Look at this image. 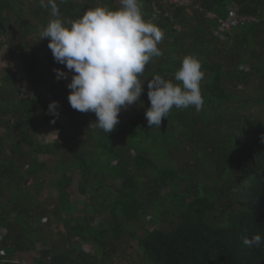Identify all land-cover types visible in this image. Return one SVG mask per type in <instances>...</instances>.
Here are the masks:
<instances>
[{
  "label": "trees",
  "instance_id": "1",
  "mask_svg": "<svg viewBox=\"0 0 264 264\" xmlns=\"http://www.w3.org/2000/svg\"><path fill=\"white\" fill-rule=\"evenodd\" d=\"M103 1L104 4L101 6H107L110 9L120 7L113 3V0ZM151 1L154 0H142L145 19L152 15ZM195 2L199 4L198 8L192 5L190 11L183 6H169L165 9L163 5H159L160 14L151 20L164 32V37L158 45L163 54L160 57H153L140 77L145 82L155 75H160L166 80H174V75L181 67L184 56L193 55L202 62V70L205 72V78L201 83L203 99L210 107L219 111V114L207 118L209 124H219L220 127L222 122L220 116L223 110L218 107L226 100L230 99L237 105L238 99L226 91L224 77L231 83L238 82L245 87L252 83L250 91L252 94L245 97L247 100L245 102L250 104L254 103L253 99H258L263 106L261 110L263 115L264 96L261 90L264 88V0H195ZM10 3L9 0H0V31L3 30L4 21L7 19L2 11L12 9ZM57 3L61 17L69 22L87 11L82 1L64 0L60 3V0H57ZM230 4L234 5L236 12L252 15L256 21L236 27L230 33L220 31L216 19L226 18L229 15ZM50 11L49 7L48 12ZM210 13H213L215 17H212ZM33 54L34 52L32 56ZM35 55L36 59H33L31 63L28 57H25L27 61L22 60L24 66L22 77L25 72L27 75L31 74L29 78L31 81L36 79L35 85L29 88L30 94L19 75L15 76L9 72L4 78L5 85L0 89V127L3 124L10 127L5 117L7 114L13 115L14 124L25 129L23 140L29 146L35 143L26 134L32 132V125L38 124L37 119H41L46 125L54 124L58 130L61 129L62 134L63 131L70 134L69 140L76 145L70 151L73 166L76 165L80 171L79 192L87 197L85 200L89 201L90 207L96 211L99 210L98 206L103 204L100 201L103 197L111 194L115 196L112 209L114 226L103 227L99 230V235L103 236L109 230L112 232V237L119 240L122 229L117 223L113 210L118 209L125 219L132 220L142 212L146 204L149 208L156 207L155 202L159 199L163 204L167 201L171 203L175 217L170 219L164 211L168 225L154 227L139 237L131 235L136 241V246L142 249L149 261L155 264H264V243L259 247L250 248L242 241V237L251 238L254 234L264 237V173L254 170L256 161L253 158L234 160L231 157L234 146L228 148V144L235 133L233 129L236 128L235 123L239 122L237 121L239 116L230 118L234 125L226 133L224 144L216 138L210 140L203 138L200 132L202 129L198 131L193 126V123L198 120L186 115L180 117L169 114L167 118L162 119L160 126L161 128L166 123L177 121L178 124L192 130V133L183 131L187 137L186 144L189 145L186 148L181 144L185 150L183 168L189 170L200 168L206 176L210 177L211 172H206L208 168L203 159L208 156L216 166L222 167L226 163L229 164L230 167L225 165L220 172L229 167L236 171V177L243 178L244 181L240 182L238 197L232 200L229 196H225L226 192L223 198V190L221 187L217 188L216 183L209 181L198 183L200 177H197L195 172L184 176L183 173H179L180 170L170 166L158 168L148 157L151 151L164 156L169 145L178 146L179 144L165 130L162 131L164 137L161 136L160 139L157 134L160 128H151L147 124L145 112L149 107L140 103L147 91H143L137 102L139 111L124 119L121 117V121L111 133L108 134L97 127H85L82 124L89 112L82 113L74 110L68 101L70 90L67 84L73 74L68 73L67 79L58 80L53 70L58 68L65 71V66L53 61L50 66L44 67L41 63L42 55L37 52ZM25 68L27 71L29 69V73L25 71ZM49 90L52 91V95H48ZM23 92L26 94L22 95ZM25 95H28V98H25ZM56 98L61 102L62 107L65 104L69 106L72 116L68 115V112L65 119H70L69 129L67 126L65 128L61 124L63 121L60 122L57 117L55 123L51 122L54 117L48 114V105L53 99L60 103ZM200 112L204 115L203 111ZM33 122L35 123L32 124ZM243 123H247L244 135L249 136L252 145L256 146L258 142L264 140V121H252L247 118ZM81 129L87 136L80 141L76 139V134H79ZM5 135L8 136L7 133ZM3 136L0 134V196L4 195L3 200L0 201V227L5 228L6 231H10L12 226H21L23 229L14 235L12 241L8 240V233L0 238V250L3 251L0 253V262L25 264L14 262L10 256L15 251H27L29 244L34 241L32 236L39 234V228L31 226V219L35 217L39 223L41 221L45 223L46 220L41 218L47 211L46 207L36 204V196L29 194V186H25L24 180L31 177L38 184V169L46 167L44 162L38 160V154L54 155L55 147L60 144L58 141L37 142L33 149L29 147L26 150L14 141L10 144L4 143ZM143 139H149V143H143ZM158 140L161 145L157 144ZM123 145H127V148ZM131 150L133 153L130 152ZM192 150L199 154H194ZM94 155H98L99 158L107 157L111 161L115 160L110 168L112 169L110 176L119 181V186L112 191L102 192L104 190L102 184H100L101 187L94 186L95 181L100 182L104 177V170L99 168ZM26 160H30L31 163L25 171L20 172ZM57 166L62 168V171L56 167L60 172L58 171L57 177L47 184L50 189L55 190L53 197L56 203L52 213L54 219L61 221L64 227L61 241L63 243L68 241L71 232L84 241H90L91 226L84 220L87 216V202L82 200L80 208L72 207L68 190L72 183L69 163L62 160L57 163ZM148 167L151 171L158 170V174L153 178L149 177L144 173ZM143 177L152 181L149 187L143 184V180L141 181ZM180 181H188L190 187L186 183V190H181ZM164 188H168L165 193H163ZM192 189H197L198 194L187 199ZM160 195L163 197L159 198ZM69 210L75 211L70 217L67 216ZM33 211H39V213ZM78 215L83 217L82 222L75 220ZM222 221L224 223L220 224L219 222ZM48 244L51 248V264H61L62 261L66 264L72 263L70 250L66 245L60 247L55 239H51ZM104 246L102 243L101 247L104 248ZM112 250L110 247L107 251H103V254L109 255ZM42 253L47 255L48 251ZM36 260L42 262L38 256L34 257L33 264Z\"/></svg>",
  "mask_w": 264,
  "mask_h": 264
},
{
  "label": "rangeland",
  "instance_id": "2",
  "mask_svg": "<svg viewBox=\"0 0 264 264\" xmlns=\"http://www.w3.org/2000/svg\"><path fill=\"white\" fill-rule=\"evenodd\" d=\"M11 3L12 9H5L2 11V14L7 17L6 21H4L3 24V30L0 31V45H8V47H15L17 46L19 49L16 51V54L18 56H21L23 60H26L25 57L30 58V63L33 62V59H36L35 52L42 55L41 63L44 67H48L52 64L54 60L51 50L48 47L49 39L44 38L41 39V32L43 31V28L45 25H47V22L50 19H54L50 13L48 12L49 7H41L39 6V0H9ZM82 1L86 5V9L94 8L97 6H101L104 4L103 0H77ZM192 1L193 6L199 5L195 0ZM45 3H47V0H45ZM113 3L116 5H120L119 0H113ZM234 3V2H233ZM232 4L229 5L231 7ZM228 9V7H227ZM46 10V11H45ZM230 13V11H228ZM212 17H215L213 13H210ZM69 22V21H65ZM179 27V25H176ZM32 52H34L32 56ZM35 55V56H34ZM32 60V61H31ZM22 61V60H21ZM27 61V60H26ZM24 67V66H23ZM66 69V67H65ZM23 71V68H22ZM25 71L29 73L25 68ZM67 73L69 72L67 69L65 70ZM204 72V71H203ZM205 73V72H204ZM32 74H35V72H32ZM73 74V73H72ZM2 78V76H0ZM31 74L27 75L24 72L23 77L21 78L22 82L25 84V87L28 89L32 85H35L36 79L30 80ZM205 78V74L203 77V80ZM141 80V83H144V91L148 92L147 88V82L142 80V77H139ZM201 81V83L203 82ZM223 82L226 86V91L230 94H233L234 97H236V102L233 103L232 100L228 99L225 101L224 104H221L219 109L223 110L221 119L222 122L220 124H209L207 122V118H211L216 114H219L218 110H215L214 108L210 107L205 101L202 106L201 111L204 112V115L201 114V112H197L194 106H190L185 109H177L175 107L172 108L169 114H176V116H183L186 115L187 117H192L198 121L196 123H193L194 129L198 130L202 129L201 136L203 138L214 139L216 138L219 140L222 144H224L226 133L232 129V126L234 125L232 122V119L230 118H236L239 116V119H237V124L235 123L236 128H234V134L231 136V142L228 144V148H231L234 146L232 152L233 155L231 156L234 160H240L242 158H253L256 161V166L254 167L255 171H261L264 173V140L261 142H258L257 145H252L249 139V136L245 137L244 130L247 128V123H243L244 120H247V118L251 119L252 121H258L262 122L264 121V114L261 115L262 110V104L259 102L258 99H253L252 101L254 103L247 104L245 101L247 95H251L252 92V83L245 85H241L238 82L231 83L226 77L223 78ZM27 84V85H26ZM147 88V89H146ZM1 89V88H0ZM146 95L143 98V100L140 103H143V105L146 107H150L149 104V98L148 95ZM243 92V95L241 93ZM26 94V93H22ZM261 94L264 96V88L261 90ZM48 95H52V91L49 90ZM25 98H28V95H25ZM57 99V98H56ZM53 101H56L53 99ZM57 101H59L57 99ZM60 102V101H59ZM57 120L61 123L65 128L69 129L70 119H67V113L69 112V106L65 104V106H61V102H57ZM139 103H134L132 105H129L126 109H122V111L119 114V122L121 121V117L126 118L130 115H135L139 111ZM264 110V108H263ZM68 115H71V112L68 113ZM249 116V117H248ZM6 120H8L9 126H3L0 127V134L4 135L3 142L6 144H10L11 142H17L21 144L26 150L27 148H34V145H36L37 142H53L58 141L60 146L55 147V154H47V153H39L37 158L39 161H42L45 163V168L38 169L37 172V179L38 184L33 180L31 177H27L24 180L25 186L28 187V192L32 196H36V204L40 207H46L47 213H45L41 220L43 219L45 223H42V221L39 223L35 217L31 219V226L33 228L38 227L39 228V234H35L32 237L34 238V241L29 244V247L26 249L27 251L23 252H17L15 251L10 257L11 260L14 262H22L25 264H33L34 257H40V262H34L35 264H51L50 257H51V248L49 247V242L51 239H55L59 244L60 247L67 246L70 250V258L72 259L71 264H155L152 261H149L143 254L142 249L139 246H136L135 239L132 238L131 235H135L137 237L143 235L148 230H151L154 227L168 225V221L166 219L167 214L170 219H173L175 217L173 213V208L171 207V203L169 201L166 202V204L161 203L159 199L156 200V207H148L147 204L145 205L142 212L133 218L132 220L125 219L122 215H120L118 209L113 210V214L117 217V223L121 226L122 233L120 236V239H114L112 237V232L108 230V232L104 233V235H99V230L106 226H114L113 223L115 222V219L112 215V209L114 205L115 196L114 195H108L106 197H103L100 201L103 202L102 205H99V210L96 211L90 207L88 203L89 201L85 200L87 197L84 194H81L78 190V181L80 178V171L77 168L76 165L73 166V162L71 161V149L75 148V143L71 142L69 140V133H66V131H63V134L61 132V129H57V127L54 124H48L46 125L41 119H37L38 124H32V132H29L28 138L32 140L35 144L33 146L27 145L24 140V128L19 127L18 125H15V117L11 114H7L5 117ZM97 117L95 113L89 112L86 114L84 125L85 127L92 128L95 127L92 124H95L97 122ZM229 119V120H228ZM58 121V122H59ZM207 124V125H204ZM40 125V126H39ZM184 127V128H183ZM82 130V129H81ZM79 130V134H76V139H84V136L86 135V132L84 130ZM165 130L166 132L170 133L171 137L175 139V142L178 143V146L169 145L167 150L165 151L164 156L163 155H157L155 151H151L148 154V157L151 158L154 162V164L158 167H166L170 166L174 169L180 170L179 173L184 176L196 174L199 178L198 183H203L204 181H209L210 183H216L217 188L221 187L223 198L225 196H229L230 199L236 200L238 197V194L240 192V182L244 181L241 176L236 177L237 173L235 170L230 169L229 164H225L229 167H226L223 172H220L221 169L225 166H216L212 162L210 157H204V162L206 163V166L208 170L207 173L210 171V177L206 176L204 174L203 169L200 168H192L189 170L188 168H183L185 166V158L183 154L185 153V150H183L181 144L185 145L186 148L189 147L187 145V137L183 133L184 130H187L189 133H192V130L189 129L186 126L178 124V122L173 123H166L163 127H161L157 134L158 137L161 139L162 131ZM7 133L8 136L5 134ZM50 134V135H49ZM62 134V135H61ZM48 137H42V136ZM64 135V136H63ZM71 137V136H70ZM156 142V141H155ZM143 143H149V139H143ZM157 144L161 145V142L158 140ZM91 145L92 142H91ZM124 148H127V145H123ZM127 149H125L126 151ZM133 153V151H130ZM192 152H194L192 150ZM191 152V153H192ZM194 154H199L195 153ZM230 158V159H232ZM229 159V160H230ZM65 161L69 163V174L72 178V183L70 184L68 190L70 192L69 198L72 203L73 208H80L82 200H85L86 203V212L87 216L84 218V220L91 226V240L90 241H84L80 236H76L71 232V237L68 238V241L64 242L61 241L62 236L64 235V231H62L64 228L61 221L54 219L53 217V207L56 201L54 200L55 190L50 189L47 183H51V179L57 177V174L62 171V168H59L57 166L58 162ZM94 160L99 166L100 169L104 170V177L102 178V181L98 182L95 181L94 186H100L102 184L103 191H112L117 186H119V181L116 178H113L110 176L112 169L111 166L115 162V160L111 161L107 157L99 158L98 155H94ZM29 163H31L30 160H26L21 169L19 170L22 172L23 170L29 166ZM72 163V165H70ZM56 167L58 169H56ZM183 168V169H182ZM182 169V170H181ZM59 171V172H58ZM158 170L151 171L148 170L144 173L148 174L149 177L153 178L158 174ZM212 178V180H211ZM144 182H143V181ZM141 181L146 187H149L151 182L146 177L141 178ZM188 185L190 187V184L188 181L186 182H179V188L181 190H186L185 185ZM162 184V183H159ZM8 191V190H7ZM168 188L163 189V193L167 192ZM192 192L189 194L190 196L187 199H191L194 195H197V189H192ZM224 192L227 194L224 196ZM4 195L0 196V201L3 200ZM163 197L162 195L159 196ZM104 198H106L104 200ZM163 200V198L161 199ZM97 207V206H96ZM166 211V212H164ZM34 213L39 211H33ZM72 210H69V213H67V216L70 217L72 215ZM67 217V218H68ZM75 220L78 222H82L83 217L82 216H76ZM75 223V222H73ZM220 224H223L224 221L219 222ZM37 228V229H38ZM23 228L21 226H12L10 231H6V229H1L0 227V238L3 236V233H8L9 237L8 240L12 241L14 240L13 237L17 232L21 231ZM59 231V232H57ZM100 237V238H99ZM1 240V239H0ZM104 244V248L101 247V244ZM112 248L113 250L107 254H103V251H107V249ZM137 247V249H136ZM43 251H48L47 255L46 253H42ZM3 251L0 250V253ZM60 264V263H58ZM61 264H66L65 262H61Z\"/></svg>",
  "mask_w": 264,
  "mask_h": 264
},
{
  "label": "clouds",
  "instance_id": "3",
  "mask_svg": "<svg viewBox=\"0 0 264 264\" xmlns=\"http://www.w3.org/2000/svg\"><path fill=\"white\" fill-rule=\"evenodd\" d=\"M119 3L117 9L107 6L89 8L79 18L65 22L57 0H47V3L39 0L41 7H50L54 17L43 28L41 39H49L48 47L54 60L73 73L67 84L70 106L82 113H95L97 122L92 125L108 134L119 123L122 109L140 100L144 83L139 77L148 62L163 54L158 45L164 32L151 17L145 19L142 0H119ZM159 5L165 9L174 6L162 3L157 5L158 9ZM188 5L183 7L190 11L192 1L189 0ZM150 7L151 16L158 17L161 9L155 12L153 1ZM53 71L58 80L68 77V73L61 69ZM203 77L202 62L193 55H186L174 80L155 75L147 81L150 101L145 112L147 124L151 128H160L162 119L168 117L173 107L194 106L197 112L201 111L204 104L201 93ZM57 106L56 101L48 105V114L54 117L52 123L58 115ZM242 241L247 247H259L264 243V237L254 234L251 238L242 237Z\"/></svg>",
  "mask_w": 264,
  "mask_h": 264
},
{
  "label": "built area",
  "instance_id": "4",
  "mask_svg": "<svg viewBox=\"0 0 264 264\" xmlns=\"http://www.w3.org/2000/svg\"><path fill=\"white\" fill-rule=\"evenodd\" d=\"M156 3L157 5L164 3L174 6H189V0H156L153 1L155 12H160V9L157 8ZM253 21H256L255 17H253L252 15H241L235 12L234 5H232L229 15L226 18H218L217 24L220 31L230 33L234 27L244 25Z\"/></svg>",
  "mask_w": 264,
  "mask_h": 264
},
{
  "label": "crops",
  "instance_id": "5",
  "mask_svg": "<svg viewBox=\"0 0 264 264\" xmlns=\"http://www.w3.org/2000/svg\"><path fill=\"white\" fill-rule=\"evenodd\" d=\"M150 17L153 18L156 17V15ZM18 49L17 46L12 48L8 47V45H0V76H2V78L0 77V88L5 85L4 78L9 72L15 76L19 75L20 80L22 78L23 61L21 60H23V58L16 54Z\"/></svg>",
  "mask_w": 264,
  "mask_h": 264
}]
</instances>
